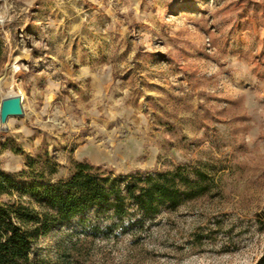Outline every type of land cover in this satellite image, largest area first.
<instances>
[{
  "label": "rangeland",
  "instance_id": "obj_1",
  "mask_svg": "<svg viewBox=\"0 0 264 264\" xmlns=\"http://www.w3.org/2000/svg\"><path fill=\"white\" fill-rule=\"evenodd\" d=\"M14 95L3 170L21 148L57 179L186 165L209 188L153 216L91 209L30 264H264V0H0V106Z\"/></svg>",
  "mask_w": 264,
  "mask_h": 264
},
{
  "label": "trees",
  "instance_id": "obj_2",
  "mask_svg": "<svg viewBox=\"0 0 264 264\" xmlns=\"http://www.w3.org/2000/svg\"><path fill=\"white\" fill-rule=\"evenodd\" d=\"M15 152L25 156V168L17 172L0 168V264H30L35 240L91 209L122 218L135 206L153 216L163 206L178 207L209 189L204 174L186 165L125 178L76 161L66 178L57 179L58 164L48 152L39 167L37 158L26 151ZM2 196L11 202H3Z\"/></svg>",
  "mask_w": 264,
  "mask_h": 264
},
{
  "label": "water",
  "instance_id": "obj_3",
  "mask_svg": "<svg viewBox=\"0 0 264 264\" xmlns=\"http://www.w3.org/2000/svg\"><path fill=\"white\" fill-rule=\"evenodd\" d=\"M22 97L19 95L10 96L1 102L0 106V128L6 130L7 121L11 117L23 116Z\"/></svg>",
  "mask_w": 264,
  "mask_h": 264
},
{
  "label": "bare ground",
  "instance_id": "obj_4",
  "mask_svg": "<svg viewBox=\"0 0 264 264\" xmlns=\"http://www.w3.org/2000/svg\"><path fill=\"white\" fill-rule=\"evenodd\" d=\"M11 95H13V94H11Z\"/></svg>",
  "mask_w": 264,
  "mask_h": 264
}]
</instances>
